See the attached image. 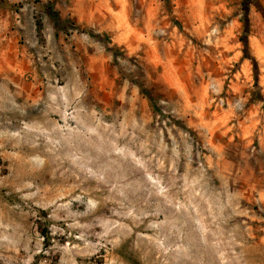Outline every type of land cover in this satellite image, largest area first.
I'll use <instances>...</instances> for the list:
<instances>
[{
  "label": "rangeland",
  "instance_id": "rangeland-1",
  "mask_svg": "<svg viewBox=\"0 0 264 264\" xmlns=\"http://www.w3.org/2000/svg\"><path fill=\"white\" fill-rule=\"evenodd\" d=\"M0 264H264V0H0Z\"/></svg>",
  "mask_w": 264,
  "mask_h": 264
}]
</instances>
